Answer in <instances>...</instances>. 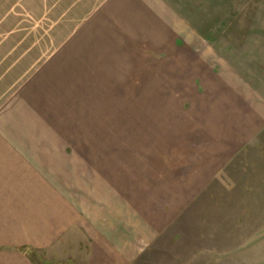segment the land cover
Returning <instances> with one entry per match:
<instances>
[{
  "label": "rangeland",
  "instance_id": "374dc122",
  "mask_svg": "<svg viewBox=\"0 0 264 264\" xmlns=\"http://www.w3.org/2000/svg\"><path fill=\"white\" fill-rule=\"evenodd\" d=\"M56 2L0 0V143L61 146L51 165L82 180L98 213L89 229L26 252L31 263L264 264V129L212 181L192 182L193 80L170 69L184 58L93 71L89 7ZM219 11L204 40L264 99V0H224Z\"/></svg>",
  "mask_w": 264,
  "mask_h": 264
},
{
  "label": "crops",
  "instance_id": "0c3cea01",
  "mask_svg": "<svg viewBox=\"0 0 264 264\" xmlns=\"http://www.w3.org/2000/svg\"><path fill=\"white\" fill-rule=\"evenodd\" d=\"M74 4L87 5L92 14L93 71L145 69L149 65L141 64H153L155 54L172 55L178 63L185 59V66L172 63L170 69L191 70L185 77L193 80L184 125L196 143V153L191 155L197 157L190 170L192 182L212 181L250 137L264 129V99L258 88L253 89L257 81L235 73L233 65L223 63L207 44L209 39L204 40L214 37L208 34L209 23L222 20L219 8L224 0H74ZM205 52L215 56L209 59ZM92 75V86L98 85L97 73ZM238 134L243 137L240 141ZM19 146L0 143V214L4 219L0 246L8 250H0V264H32L26 252L50 248L75 226L89 229L94 222L89 215L98 213L83 193L82 180L69 170L66 174L64 163L51 165L59 153L53 150L61 146L48 141ZM220 148L225 150L224 157L215 153Z\"/></svg>",
  "mask_w": 264,
  "mask_h": 264
}]
</instances>
